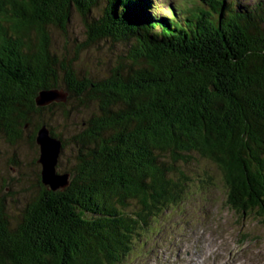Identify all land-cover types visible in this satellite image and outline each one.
<instances>
[{"label":"trees","instance_id":"obj_1","mask_svg":"<svg viewBox=\"0 0 264 264\" xmlns=\"http://www.w3.org/2000/svg\"><path fill=\"white\" fill-rule=\"evenodd\" d=\"M172 2L0 0V135L10 142L55 104L38 106L40 90L81 91L62 75L52 28L77 11L91 38L121 45L118 84L71 136L68 185L42 184L15 221L0 206V264H121L150 220L182 201L189 177L178 166L193 157L215 166L231 209L264 220V0ZM41 124L61 139L41 122L32 141Z\"/></svg>","mask_w":264,"mask_h":264},{"label":"rangeland","instance_id":"obj_2","mask_svg":"<svg viewBox=\"0 0 264 264\" xmlns=\"http://www.w3.org/2000/svg\"><path fill=\"white\" fill-rule=\"evenodd\" d=\"M172 1L184 0H159L161 9ZM50 34L55 53L63 58L75 52L79 55L76 68L84 74L89 70L108 69L116 61V47L121 46L106 40L92 45L88 51L80 48L85 35L76 12H72L64 31L52 28ZM61 88L60 82L58 89ZM84 101L66 94L64 100L54 101L49 110L32 116L17 139L10 142L0 135V206L11 221L18 219L26 204L35 201L42 191V183L38 182V146L31 139L34 125L49 124L64 141L56 166L61 174L74 162L76 152L71 136L81 129L82 120L95 112L94 102ZM178 169L189 177L182 201L150 220L148 228L132 243V250L121 264H210L214 253L219 255L213 260L215 264L227 258L234 264L245 257L251 264L264 261V220L255 212L241 214L228 206L226 191L215 166L193 157L187 166L181 164ZM68 173L69 181L71 175Z\"/></svg>","mask_w":264,"mask_h":264},{"label":"water","instance_id":"obj_3","mask_svg":"<svg viewBox=\"0 0 264 264\" xmlns=\"http://www.w3.org/2000/svg\"><path fill=\"white\" fill-rule=\"evenodd\" d=\"M76 13L80 17L85 35V41L80 44V48L88 51L92 45H98V42L106 41L105 37L96 39L91 38L88 31L90 27H86L84 25L83 17L77 11ZM78 57L79 55L75 52L67 55V57L64 55L63 62L65 64V69L62 75H72L75 84H77V87H79L81 91L71 93L61 82L63 87L61 89L54 87L50 89H42L38 92V95L35 98V102L38 106H44L57 100H64V96L68 94V96H74L78 99L82 98L89 103L94 102V108H96V99L94 97L104 90L116 87L118 81L116 78L112 77V74H115L116 76L118 75V71L115 69L116 62H113L114 64H111L105 71L95 72L89 70L90 72L84 74L80 73L76 68L75 64ZM34 141L37 144L39 151L37 162L40 165V182L51 191H55L68 185V173L59 174L56 170L58 159L62 151V140L52 135L45 124H41L36 130Z\"/></svg>","mask_w":264,"mask_h":264},{"label":"bare ground","instance_id":"obj_4","mask_svg":"<svg viewBox=\"0 0 264 264\" xmlns=\"http://www.w3.org/2000/svg\"><path fill=\"white\" fill-rule=\"evenodd\" d=\"M256 253V252H255ZM262 260V259H261ZM219 264H234L235 262L234 261H230L228 259H226V261H223L222 259L218 260ZM260 264H264V261H260L259 262ZM198 264H201L198 262ZM206 264V263H205ZM212 264H215L214 262H212ZM238 264H251V261L245 257L244 259L240 260L238 262ZM253 264V263H252ZM254 264H257V262L254 261Z\"/></svg>","mask_w":264,"mask_h":264}]
</instances>
